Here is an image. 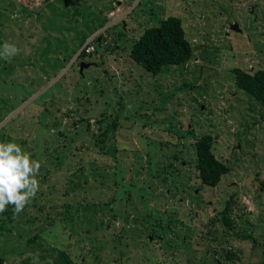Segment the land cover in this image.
I'll use <instances>...</instances> for the list:
<instances>
[{
	"label": "rangeland",
	"instance_id": "obj_1",
	"mask_svg": "<svg viewBox=\"0 0 264 264\" xmlns=\"http://www.w3.org/2000/svg\"><path fill=\"white\" fill-rule=\"evenodd\" d=\"M170 15L193 56L147 71L129 48ZM5 42L20 52L0 59V142L42 167L25 210L0 213V264L52 263L59 248L77 264L264 262V104L234 82L264 69V0H0ZM103 131L117 136L108 155ZM205 134L230 166L214 187L196 169Z\"/></svg>",
	"mask_w": 264,
	"mask_h": 264
},
{
	"label": "trees",
	"instance_id": "obj_2",
	"mask_svg": "<svg viewBox=\"0 0 264 264\" xmlns=\"http://www.w3.org/2000/svg\"><path fill=\"white\" fill-rule=\"evenodd\" d=\"M193 53L194 47L186 36L182 19L173 15L165 17L158 25L146 27L141 36L129 48L130 58L147 71L153 73H160L167 66L185 64L191 59ZM85 54L86 52L83 51L80 55L84 56ZM234 82L239 89L245 90L247 93L253 95L257 101L264 104V69L250 72L242 68H236L234 69ZM71 112L74 111L69 110V113ZM91 118L80 117L79 120L87 122V126L90 128ZM102 118L104 117L102 116ZM102 118L98 119V122H102ZM94 136L93 140L98 145H95V147H98L102 153L108 155L109 147L113 146L111 143L114 141L113 139H117V136H109L105 131L95 133ZM115 146L118 145L116 144ZM195 147L197 157L196 169L201 181L208 186H216L221 181L223 175L230 171V166L215 154L214 138L211 134L197 137ZM260 188L264 191V180L260 182ZM11 207L13 208L12 205H9L4 214L11 212ZM56 217L60 218L61 215H57ZM38 219L37 213L30 214L28 212L27 221L32 222V224L30 223L31 227ZM49 223H53V221ZM35 226L40 227L38 225ZM38 229L40 231L33 239L40 236L42 230ZM79 244L80 242L78 241L77 245ZM75 250L76 248L71 252L66 248H59L57 257H54L52 263L47 262V264H77V260L79 259L78 250H76L77 254H75ZM1 260L2 258L0 257ZM81 263L84 264L82 261ZM262 264H264L263 261Z\"/></svg>",
	"mask_w": 264,
	"mask_h": 264
},
{
	"label": "clouds",
	"instance_id": "obj_3",
	"mask_svg": "<svg viewBox=\"0 0 264 264\" xmlns=\"http://www.w3.org/2000/svg\"><path fill=\"white\" fill-rule=\"evenodd\" d=\"M19 52L14 43L5 42L0 46V59L10 61ZM15 140L0 142V213L12 205L13 215L18 216L40 190L42 164Z\"/></svg>",
	"mask_w": 264,
	"mask_h": 264
},
{
	"label": "water",
	"instance_id": "obj_4",
	"mask_svg": "<svg viewBox=\"0 0 264 264\" xmlns=\"http://www.w3.org/2000/svg\"><path fill=\"white\" fill-rule=\"evenodd\" d=\"M232 28H233V29L236 28V29H238V30H241V29L239 28V24H238L237 22L233 23ZM89 65H90V64L87 63V62H85V61H81V63H80L81 72H83V69H84L85 66H89Z\"/></svg>",
	"mask_w": 264,
	"mask_h": 264
},
{
	"label": "built area",
	"instance_id": "obj_5",
	"mask_svg": "<svg viewBox=\"0 0 264 264\" xmlns=\"http://www.w3.org/2000/svg\"><path fill=\"white\" fill-rule=\"evenodd\" d=\"M94 49H95V46L90 45V46L87 47L86 51H87V52H91V51H93Z\"/></svg>",
	"mask_w": 264,
	"mask_h": 264
},
{
	"label": "flooded vegetation",
	"instance_id": "obj_6",
	"mask_svg": "<svg viewBox=\"0 0 264 264\" xmlns=\"http://www.w3.org/2000/svg\"><path fill=\"white\" fill-rule=\"evenodd\" d=\"M81 63V62H80Z\"/></svg>",
	"mask_w": 264,
	"mask_h": 264
}]
</instances>
